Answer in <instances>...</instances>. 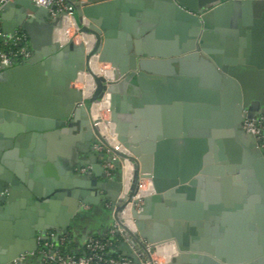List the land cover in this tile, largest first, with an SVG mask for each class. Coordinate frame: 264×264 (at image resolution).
<instances>
[{
	"label": "water",
	"instance_id": "1",
	"mask_svg": "<svg viewBox=\"0 0 264 264\" xmlns=\"http://www.w3.org/2000/svg\"><path fill=\"white\" fill-rule=\"evenodd\" d=\"M73 1L80 40L63 44L62 14L29 0L0 4V31L24 33L31 50L0 75V264H42L14 260L36 250L37 236L70 240L68 221L101 203L125 233L117 251L136 264L139 238L172 245L167 264H264V148L243 129L264 114V0ZM20 73L33 89L8 94ZM81 74L89 97L72 87ZM101 101L112 147L91 113ZM84 138L118 160L94 146L73 153ZM104 161L116 175L106 176ZM141 180L148 193L137 210Z\"/></svg>",
	"mask_w": 264,
	"mask_h": 264
},
{
	"label": "built area",
	"instance_id": "2",
	"mask_svg": "<svg viewBox=\"0 0 264 264\" xmlns=\"http://www.w3.org/2000/svg\"><path fill=\"white\" fill-rule=\"evenodd\" d=\"M32 4L49 9L50 15L55 17L57 14H62L66 20V26L70 24V28L58 32L60 43H65L72 40L78 43L80 40L76 30L77 27L73 21L74 7L70 0H29ZM2 0H0V4ZM53 7L51 10L50 8ZM71 33V34H70ZM31 56V50L28 44L27 37L24 33H15L8 35L0 31V75L3 71L9 69L14 64H21L28 60ZM108 69L110 66L106 65ZM104 110V109H103ZM109 113V109L104 111ZM243 129L247 134H251L259 142V147H264V114L258 115L253 119H246L243 123ZM114 137V135H111ZM115 138V137H114ZM111 146V145H110ZM112 147V146H111ZM119 144H116V148ZM94 151L96 153H103L111 160H118L117 156L111 153L108 146L100 141L94 144ZM120 173L122 179V191L127 193V182L125 178V165L124 162H119ZM104 172L108 178H111L113 173V165L109 161L102 163ZM79 173L87 174L88 166L81 167ZM147 183L146 180H141L140 187ZM147 187V186H146ZM139 199V203L135 204V209H139L141 205V195L135 196ZM106 203L105 207L109 208ZM129 218V216H128ZM136 233L135 229H132ZM125 233L114 223L113 226L103 235L98 237H87L83 250L80 254H73L63 252L61 249L65 246L66 236L58 238L57 243L52 241V236L36 238V250L20 255L14 260L16 262L25 261L28 258L39 257L42 264H136L132 259L122 256L118 251V245L125 241ZM140 253L136 254L137 264H167L169 259L175 255L174 247L170 244L155 245L144 241L139 238Z\"/></svg>",
	"mask_w": 264,
	"mask_h": 264
},
{
	"label": "crops",
	"instance_id": "3",
	"mask_svg": "<svg viewBox=\"0 0 264 264\" xmlns=\"http://www.w3.org/2000/svg\"><path fill=\"white\" fill-rule=\"evenodd\" d=\"M70 1L72 4H74L73 0H70ZM100 1H104V0H76V2H80V3L85 2V3H90V4L95 3V2H100ZM17 65L19 64H15L11 66L9 69H12L13 67H16ZM22 75L23 74L20 73V74H17L16 76L15 75L13 77L11 76L12 83L9 84V86L7 87L8 94H12V95L18 94L19 95L20 93H22V90L27 89L29 92V90L33 89L34 86L30 84L31 78L29 76L26 77L27 79L28 78L29 79L27 80L25 84L23 82H18L19 80H21V77L23 78L24 75L23 76ZM72 87L79 89L77 82ZM16 97H19V96H16ZM105 204L106 203H101L98 207L85 205L82 208V214L83 215L85 214L86 216L84 217L85 219H83L81 222H79L77 219L75 221H71V220L68 221L69 224L73 225L72 228L69 227V229L71 230L69 233L71 235H70V240H68L69 243L71 244V248L73 252L81 253L83 250L84 242L87 237L103 236L112 227V225L109 224L108 219L105 217L103 212L100 210V209L108 210L105 208ZM47 210H50V208L47 207ZM52 220H56V217H54L53 215L47 216L46 214V216L43 215L42 217V221H46V224L48 225H52ZM1 229L2 228L0 227V233H1ZM51 232H52L51 236H53L54 232L53 231ZM27 264H40V263H38L36 259H32V260H29Z\"/></svg>",
	"mask_w": 264,
	"mask_h": 264
},
{
	"label": "bare ground",
	"instance_id": "4",
	"mask_svg": "<svg viewBox=\"0 0 264 264\" xmlns=\"http://www.w3.org/2000/svg\"><path fill=\"white\" fill-rule=\"evenodd\" d=\"M70 28V24H68V26L65 27V32L66 33V29ZM103 64V63H102ZM105 64V63H104ZM91 67L92 69L96 72L97 75H102L104 77H110L111 75V72L110 70L104 68L103 66H101L99 63L98 64H95L94 61L91 63ZM107 67V66H106ZM77 84H78V87L80 88V90L83 91V95L85 97H89L91 92H92V85H91V82H90V79L89 77L85 74H81L79 77H78V80L76 81ZM98 105H100V108L101 109H108V104L106 102H99V103H96L93 105V108L91 110V113H92V116L93 118L96 120H99V127H100V130L102 132L103 135L106 136V139L108 140L109 144L110 145H113V142L115 141V136L112 137L111 135H113V130H112V126L109 125L108 121L105 120L103 118V115H102V118H99L98 114H97V111L100 109H98ZM103 110V111H104ZM106 115V114H105ZM126 162H124V165H125V178H126V182H127V188L126 190L128 189L129 191V188H130V185H131V182H132V166L131 164L127 161V160H124ZM146 185H144L143 187H140L139 186V193L141 196L145 193H148V183H145ZM147 186V187H146ZM129 214V211L128 209H126V211L124 212V215H128ZM126 226L128 228L131 227V224L130 223H126Z\"/></svg>",
	"mask_w": 264,
	"mask_h": 264
},
{
	"label": "flooded vegetation",
	"instance_id": "5",
	"mask_svg": "<svg viewBox=\"0 0 264 264\" xmlns=\"http://www.w3.org/2000/svg\"><path fill=\"white\" fill-rule=\"evenodd\" d=\"M76 134H79V131L77 132H74L73 133V135H76ZM94 146V144H92V143H90L89 141H87L85 138L83 139V141L81 140V141H77V142H75V144L73 145V147H72V151L73 152H75V154H76V152H78V151H80L79 149L80 148H84V149H89L90 147H93ZM72 155L73 157L75 156L76 158H77V156L76 155ZM84 167V166H83ZM38 237V236H37Z\"/></svg>",
	"mask_w": 264,
	"mask_h": 264
},
{
	"label": "trees",
	"instance_id": "6",
	"mask_svg": "<svg viewBox=\"0 0 264 264\" xmlns=\"http://www.w3.org/2000/svg\"><path fill=\"white\" fill-rule=\"evenodd\" d=\"M113 175L117 174V169L113 168L112 170ZM63 252H68V253H73V254H80L79 252H73L72 248H71V244L69 243V241L66 239L65 240V246L61 249Z\"/></svg>",
	"mask_w": 264,
	"mask_h": 264
},
{
	"label": "rangeland",
	"instance_id": "7",
	"mask_svg": "<svg viewBox=\"0 0 264 264\" xmlns=\"http://www.w3.org/2000/svg\"><path fill=\"white\" fill-rule=\"evenodd\" d=\"M101 66H103L104 68H106V69H108L107 67H106V65L107 64H102V63H99ZM108 70H110V69H108ZM78 85V84H77ZM80 89V88H79ZM98 107V109L100 108V105H98L97 106ZM103 109H99L98 111H97V114H98V116H99V118H102V115H103V118L105 119V120H107V121H109V113H105V112H102V113H100V111H102ZM106 114V115H105ZM148 183V182H147Z\"/></svg>",
	"mask_w": 264,
	"mask_h": 264
}]
</instances>
